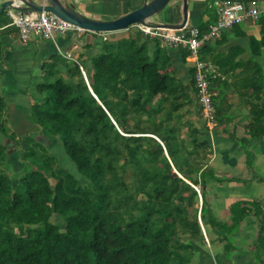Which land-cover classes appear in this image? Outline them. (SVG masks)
<instances>
[{
	"label": "trees",
	"instance_id": "16d2710c",
	"mask_svg": "<svg viewBox=\"0 0 264 264\" xmlns=\"http://www.w3.org/2000/svg\"><path fill=\"white\" fill-rule=\"evenodd\" d=\"M259 22L264 44V16ZM11 23L6 10L0 37L16 30L3 29ZM2 46L0 40V56ZM208 47L200 50L204 61ZM166 48L162 38L135 28L105 41L90 67L64 55L43 65L47 76L31 118L48 142L63 146L78 174L34 136L20 146L23 169L11 173L10 145H0V264H188L204 237L199 215L229 251L242 221L254 214L257 246L264 247L258 203L232 204L229 221L211 214L208 193L219 179L207 163L210 145L197 129L192 143L182 137L181 110L192 102V88L198 95L195 76L192 85L178 79ZM5 107L0 96V134L20 143L7 130Z\"/></svg>",
	"mask_w": 264,
	"mask_h": 264
},
{
	"label": "crops",
	"instance_id": "0c3cea01",
	"mask_svg": "<svg viewBox=\"0 0 264 264\" xmlns=\"http://www.w3.org/2000/svg\"><path fill=\"white\" fill-rule=\"evenodd\" d=\"M68 1L87 16L105 20L118 18L141 7L145 2ZM207 2L190 0L187 26L200 29V26L210 25L216 20ZM257 6L260 11L258 19L248 17L244 22L224 31L221 37L208 42L209 47L203 54L205 61L218 71L212 80L217 114L214 128L210 130L202 117L195 89L191 91L192 102L181 110L182 137L185 142L192 143V130L197 129L199 140L210 145L211 153L207 163L215 170L219 182L211 186L208 200L211 214L219 221L230 220L232 204L237 201H241L242 206L258 203L264 215V137L262 140L252 138L254 132L264 134V44L259 22V18L264 16V1L257 3ZM13 11L8 9L9 14ZM168 15L167 19L162 16L154 19L180 22L182 11L178 0L173 2ZM13 26L16 30L0 37L3 43L0 56V96L6 102L3 117L7 130L22 141L19 143L0 134V145H10L8 170L16 173L23 169L20 146L24 145L27 136L51 143L31 118L32 106L39 98L38 85L47 76L43 65L55 55H64L90 67L92 58L102 52L107 40H104L100 32L85 30L82 33L58 35L54 39L34 34L29 41L24 42L13 23L3 29ZM133 28L136 27L110 32L108 40L129 37ZM166 49L171 56L170 70L186 85H192L196 64L186 56L189 49L173 44L167 45ZM48 145L51 149L53 144ZM207 219L200 220L204 237L195 242V252L188 264H264V247L257 246L259 217L254 214L246 216L233 235V246L229 251L220 231L213 228ZM172 264L181 263L175 261Z\"/></svg>",
	"mask_w": 264,
	"mask_h": 264
},
{
	"label": "built area",
	"instance_id": "2783aa9c",
	"mask_svg": "<svg viewBox=\"0 0 264 264\" xmlns=\"http://www.w3.org/2000/svg\"><path fill=\"white\" fill-rule=\"evenodd\" d=\"M213 6L217 11V19L209 25L208 30L205 32L195 26H186L181 30L157 28L144 24H135L133 26L143 31L146 35L162 38L164 45H182L189 49V59L196 64L195 84L198 91L201 114L210 130L214 128L217 117L214 92L211 88V77L217 76L218 71L214 66L201 59V47L203 44L221 37L224 31L244 22L248 17L258 19L260 15L256 2L247 4L241 0H213ZM10 15L12 23L18 28L20 38L24 42L29 41L34 34L54 39L58 35H64L69 32L82 33L85 31L48 11L15 10ZM100 33L104 40L109 39L110 32ZM81 68L86 76L83 66ZM152 136L160 141L157 136ZM199 218L201 220L200 215Z\"/></svg>",
	"mask_w": 264,
	"mask_h": 264
},
{
	"label": "water",
	"instance_id": "95a60500",
	"mask_svg": "<svg viewBox=\"0 0 264 264\" xmlns=\"http://www.w3.org/2000/svg\"><path fill=\"white\" fill-rule=\"evenodd\" d=\"M172 2L174 0H145L141 7L118 18L105 20L87 16L68 0H0V15L9 8L20 11H48L67 22L92 32L127 30L135 24L173 30L184 29L188 24L190 0H178L182 11L180 22L154 19L168 8Z\"/></svg>",
	"mask_w": 264,
	"mask_h": 264
},
{
	"label": "rangeland",
	"instance_id": "374dc122",
	"mask_svg": "<svg viewBox=\"0 0 264 264\" xmlns=\"http://www.w3.org/2000/svg\"><path fill=\"white\" fill-rule=\"evenodd\" d=\"M175 1V0H174ZM262 1H264V0H261V1H259L258 2V4H260V2H262ZM208 9L209 10H211V11H216L215 10V8H213L214 6H213V1L211 2V0H208ZM172 4H173V2L171 3V5L168 7V8H166L161 14H159L157 17H159V16H162L163 18H165V19H167V18H169V10H170V7L172 6ZM133 30H135V28H133ZM109 105V104H108ZM110 106V105H109ZM48 144H50L51 145V143H48ZM51 147V149H50V152H52L53 154H55L56 156H58L59 158H60V160H61V163H63V165H65L69 170H71L73 173H76V174H78V171H77V169H76V167L72 164V162L70 161V160H68V158L65 156V150H64V148H63V146L62 145H57V146H53V145H51L50 146ZM66 157V158H65ZM7 166V165H6ZM16 166H18V165H16ZM8 167V166H7ZM18 167H20V166H18ZM9 168V167H8ZM8 168H6L5 167V169H8ZM13 170V169H12ZM12 172V171H11Z\"/></svg>",
	"mask_w": 264,
	"mask_h": 264
}]
</instances>
